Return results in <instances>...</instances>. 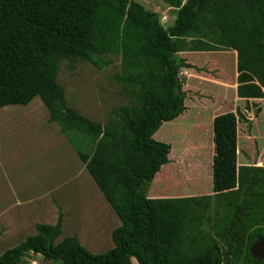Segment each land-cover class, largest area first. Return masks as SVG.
Returning <instances> with one entry per match:
<instances>
[{
    "label": "trees",
    "instance_id": "1",
    "mask_svg": "<svg viewBox=\"0 0 264 264\" xmlns=\"http://www.w3.org/2000/svg\"><path fill=\"white\" fill-rule=\"evenodd\" d=\"M164 1L175 9L168 26L136 0H0V108L40 96L122 221L114 246L95 253L77 235L58 240L61 211L0 264L32 254L58 264H264L251 253L264 240V167L238 164L234 115L218 116L214 131L201 127L213 132L212 194L148 193L171 161L172 145L154 135L188 108L179 72L196 66L180 52L237 51V95L264 98V0ZM110 55L121 56L113 78L129 102L102 123L69 105L58 75L64 60L103 69Z\"/></svg>",
    "mask_w": 264,
    "mask_h": 264
},
{
    "label": "crops",
    "instance_id": "2",
    "mask_svg": "<svg viewBox=\"0 0 264 264\" xmlns=\"http://www.w3.org/2000/svg\"><path fill=\"white\" fill-rule=\"evenodd\" d=\"M232 58L234 60L235 81L231 90L234 98L230 99V110L222 111L220 109L221 104L225 101L214 107L211 104L208 105L205 101L203 103L199 100L195 102L193 110L187 108L183 114L171 121V123L173 125L175 123L179 129H187L196 121V123L200 124V127L214 131V123L218 116L232 114L237 120V116H239L237 110L240 108L245 120H237V132H239L238 128H242L241 138L243 142L241 143L243 158H241L239 156L238 134V164L264 167V98L246 99L237 95V51L232 50ZM192 64L196 65L195 63ZM188 69L195 71L199 79L203 80L208 78L202 74V71L197 70V68ZM198 81L201 83V80ZM215 81L220 82L218 79ZM198 91L203 96V99L206 98V93L200 88ZM256 105L261 108L258 115L255 114L254 110ZM21 106H25V109H19ZM209 108L212 109L210 114L202 117L201 113L203 114ZM191 111H194L193 117L190 115ZM1 113H4L7 118H4V121L2 120L1 122H5V129L3 124L1 125L2 127L0 126V241L8 240L11 241L10 244L18 245L27 239L28 236L37 234L38 224H56L59 214L62 211L64 214L63 227L62 234L58 240L60 241L67 237H64L63 233L67 225L71 224L72 229L69 233L77 235L80 242L88 247L86 242L88 241V235L89 233L93 235L95 232L90 230L87 234L83 230L85 227L81 228L79 225L81 223L79 212L82 206L77 207V209L70 207V204L75 201L71 199L68 201L59 194V191H64L65 186L69 182L76 181L80 183L85 181L93 185L92 188L87 185L88 189H94L105 200L101 205H106L105 208L107 211L104 214L106 222L101 220L103 227H100L101 224H99V229L96 232L100 234V242L107 244L108 242L105 238L107 236L110 242V245H107L108 248L113 247L112 231L115 227L121 225L122 221L93 179L86 164L80 159V156L69 139L61 133L60 125L55 121L51 122L49 120L50 112L41 97L36 96L26 105H6L0 108V116ZM41 114H44V116L41 117ZM11 122L16 123V125L9 127L8 124ZM26 122H29L27 126L31 128L33 126V132L36 131L38 134L37 145L34 137H29L31 131L29 128H26ZM45 125L46 127L52 125V127L51 129L47 128V130L44 127ZM34 146L36 147L35 153H37L38 147L41 146L39 155L42 161L36 165V169L38 170H23V165L28 162L27 160L33 154ZM26 148H28V151ZM249 150L253 151L252 155L249 154ZM90 177L95 181V184ZM82 189L83 187H80L79 191ZM189 195L196 196V194ZM151 196L161 197L156 192ZM76 197L78 203L81 200L79 199L81 194L77 193ZM85 203H89L87 198L85 199ZM108 223L109 225H107ZM102 228L106 230L105 235L100 233V229ZM5 251H0V256ZM23 262L25 264H52L50 260L41 254H32ZM133 264H138L135 258H133Z\"/></svg>",
    "mask_w": 264,
    "mask_h": 264
},
{
    "label": "rangeland",
    "instance_id": "3",
    "mask_svg": "<svg viewBox=\"0 0 264 264\" xmlns=\"http://www.w3.org/2000/svg\"><path fill=\"white\" fill-rule=\"evenodd\" d=\"M136 1L143 4L147 9L157 11L160 15L161 22L165 26L172 23L175 17V9L164 0ZM179 55L185 57L189 62H194L197 70L202 71L203 75L211 78H205L202 80L199 79V76H197L198 74L191 69L182 68L180 70L179 76L183 83V88L187 92V99L185 102L188 105V108L193 110L195 102L199 100L203 103L205 101L208 105L211 104L214 107L225 101L221 104L220 109H222V111H229L231 104L230 99L234 98L231 90L235 81L232 50L185 51L180 52ZM110 58L112 59V63L103 69L97 68L90 62L83 61H79L74 67H71L70 64L64 60L61 63L58 75L59 82L65 87L66 98L69 105L75 107L86 116L102 123H105L108 120V115L114 107L129 102L122 93V86L113 78L114 74L122 72L121 56L110 55ZM214 78L218 79L220 82H216V79ZM198 80H201V83ZM199 88L207 94V99L204 98V100L203 96L200 95L198 91ZM22 108L25 109V106H21L19 109ZM211 110L212 109L209 108L207 111L203 112V114L201 113L202 117L210 114ZM190 115L193 117L194 111H191ZM42 116H44V114H41V117ZM0 118V126L3 124L5 129V122H1L7 117L4 113H1ZM237 120H239V116H237ZM28 123L29 122L25 123L26 126ZM8 125L9 127H14L16 123L11 122ZM242 125L247 127L244 124ZM44 127L45 129H51L52 125L48 127L45 125ZM26 128L30 129L31 133L29 134V137L31 138V136H33L37 145V132H33V126L32 128L29 126ZM238 130L237 139L239 134V156L243 158V151L241 148V143H243L241 138L242 128H238ZM212 133V131L210 133L204 128H201L200 124L196 123V121L187 129H179L177 125L175 123L173 125L171 121L163 123L155 133L154 137L157 140L172 145L171 153L169 155L171 161L161 168L155 179L152 181L148 190L149 195H153L154 192L159 193L163 197L189 196V194L203 196L206 194H212L213 179L211 163L213 160V153H215ZM39 149H41V146L38 147L37 153H35L36 147L33 148V154L30 156V159L27 160L28 162L23 165V170H38L36 169V165L38 162L40 163L42 161L40 160ZM26 150L28 151V148H26ZM249 154L252 155L253 151L249 150ZM169 176L175 177L170 180V178H168ZM90 178L95 184L92 177ZM87 185L90 188L93 186L92 183L89 184L85 181L80 183L71 181L65 186L64 191H59V194L68 201H70V199L75 201L70 204V207H75L77 209V207L82 206L79 212L81 222L79 225L81 228L85 227L83 230H85L87 234L90 230L95 232L93 235L89 233L90 236L88 235V241H86L88 244L87 248L95 253L105 252L110 249L107 246L110 245V242L107 236H105L108 242L107 244L100 242V234L96 232L99 229L98 227L99 224H101V220L106 222V217L104 219V214H106L107 211L105 208L106 205H101L105 200L99 193L95 192L94 189H88ZM78 186L79 188L83 187V191H79ZM76 190L79 192H76ZM77 193L81 194V197L79 198L81 200L78 203L76 200ZM86 198L89 203H85ZM215 201L216 200L214 199L213 202ZM107 220L110 221L109 219ZM109 223L107 225H109ZM100 227H103L102 224ZM71 229V224H68L63 233L64 237L72 235L69 233ZM100 231L99 232L102 233V235L106 234L105 228L100 229ZM10 243L11 241L1 240L0 251H5L16 245ZM21 264L25 263L23 262ZM52 264L58 263L52 262ZM238 264L244 263L241 261Z\"/></svg>",
    "mask_w": 264,
    "mask_h": 264
},
{
    "label": "water",
    "instance_id": "4",
    "mask_svg": "<svg viewBox=\"0 0 264 264\" xmlns=\"http://www.w3.org/2000/svg\"><path fill=\"white\" fill-rule=\"evenodd\" d=\"M251 253L253 256L262 259L264 258V240L258 239L255 243L251 246Z\"/></svg>",
    "mask_w": 264,
    "mask_h": 264
}]
</instances>
